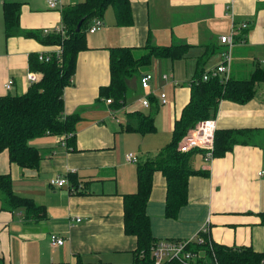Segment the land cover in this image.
I'll return each instance as SVG.
<instances>
[{"label":"crops","instance_id":"0c3cea01","mask_svg":"<svg viewBox=\"0 0 264 264\" xmlns=\"http://www.w3.org/2000/svg\"><path fill=\"white\" fill-rule=\"evenodd\" d=\"M3 1L0 0V96L23 94L30 85L29 54L38 55L56 47L22 34L6 40ZM13 1L20 3L19 27L25 32L53 30L61 23V8L82 0H56L55 8L49 7L48 0ZM130 3L132 24L118 26L113 9L108 7L102 26L87 33V48L79 52L72 82L64 88V113H78L80 117L75 125V149L64 146L63 136L33 138L29 144L40 152L36 168L10 164L7 152L0 153V174H10L14 192L32 198L46 210L44 219L34 220L26 217L23 208L3 209L0 199L2 264H75L78 255L90 263L131 264L136 241L123 231L122 195L136 190L137 163L155 156L169 142L173 121L189 99V82L200 71L219 63L224 49L219 37L229 32L232 18L236 25L246 22L247 29L236 32L230 77L247 78L256 66L264 69V0ZM147 42L187 43L190 47L177 60L153 59L135 78L128 79L123 104L126 110L122 113L99 98L100 87L110 81L109 49L124 46L140 52ZM209 49L214 53L200 65L198 59ZM144 72L153 75L150 89L139 85ZM8 79L13 80L10 90L4 87ZM149 91L156 93V102L146 108L141 98ZM160 92L166 95L164 104L157 95ZM130 111L153 113L155 132L142 135L121 130ZM216 119L219 129H245L243 142L210 162L202 152L193 153L191 166L205 174L189 177L188 202L174 219L164 215L165 178L161 172H154L145 207L151 233L158 241L186 240L196 236L207 223L213 243L264 252V225L259 216L264 212V175L256 174L264 168V81L256 83L254 96L244 104L221 100ZM127 153H133L136 161H128ZM63 176L73 191L49 185L51 178ZM76 217L81 221L77 222ZM51 234L62 237L64 243L52 247Z\"/></svg>","mask_w":264,"mask_h":264},{"label":"trees","instance_id":"16d2710c","mask_svg":"<svg viewBox=\"0 0 264 264\" xmlns=\"http://www.w3.org/2000/svg\"><path fill=\"white\" fill-rule=\"evenodd\" d=\"M108 7L114 12L118 26L132 24V9L130 0H82L61 8V23L64 34L54 30L20 31V3L4 0L2 3V18L5 39L22 34L39 41L49 47H61L60 58L55 53L50 60L40 61L36 53L28 56L29 69L39 74V79L30 83L23 94L0 96V153L7 152L10 164L22 168H36L40 162L39 150L30 145L29 141L45 135L65 137L66 146L75 149V125L80 117L78 113H64V88L76 71L79 52L87 48L86 35L94 19H102ZM80 23L79 29L77 25ZM235 24V23H234ZM247 24V23H246ZM237 27V25L235 24ZM247 26L243 28L246 30ZM240 30V29H238ZM242 35L237 37L240 40ZM187 43H170L155 45L147 42L137 55L132 47L116 46L109 49L108 85L99 89V98L110 100L113 108H120L125 103L127 81L148 67L155 58L177 60L188 51ZM214 49L206 50L198 59L203 65ZM202 70V68L200 69ZM206 71H200L189 82V99L183 106L179 117L173 121L171 138L157 154L136 165V190L122 195L123 199V231L133 236L136 248L133 251L131 264H154L152 248L157 243L150 230V223L145 207L148 201L154 172L159 171L165 178L166 194L164 215L174 219L179 210L188 202V179L192 175L205 174L203 170L194 169L190 159L197 149L183 151L179 142L187 130L203 119L214 117L220 100H230L244 104L255 94L256 83L264 81V69L255 67L247 78L230 77L222 83L218 77L202 78ZM150 104L156 102L154 96H149ZM128 122L121 130L138 132L142 135L156 130L153 113L130 111ZM245 129H216L214 140V157H222L242 141ZM200 151V150H197ZM201 152V151H200ZM0 195L3 209L23 208L26 217L41 220L46 217L43 205L36 204L32 198L23 197L13 190L10 174H0ZM264 225V212L259 213ZM188 249L194 253L204 252L198 259L200 263L212 264H264V252H255L250 247H229L208 242L202 244L193 241ZM75 264H96L85 262L78 255ZM171 264H182L172 260Z\"/></svg>","mask_w":264,"mask_h":264},{"label":"built area","instance_id":"2783aa9c","mask_svg":"<svg viewBox=\"0 0 264 264\" xmlns=\"http://www.w3.org/2000/svg\"><path fill=\"white\" fill-rule=\"evenodd\" d=\"M48 5L51 8L57 7L56 0H48ZM232 18V17H231ZM102 26L101 19H95L94 22L88 27L87 31L89 33H93L97 31ZM247 26L246 22H241L237 24V27L234 24V20L232 18V24L230 30L227 34L221 35L219 37V41L224 45V49L220 53V61L217 65L212 67L210 70H207L202 78L207 80L211 76L218 77L222 83H225L230 78V70H231V61H232V49L236 43L235 35L238 29H243ZM56 32L64 34V30L61 25H58L53 29ZM45 32L52 31L50 29H44ZM61 47L56 46L55 49L39 53L38 60L40 61H48L50 60L53 53H55L57 58H60L61 55ZM163 78L166 79L167 75L164 74ZM27 79L29 83H33L39 79V74L30 71L27 74ZM153 79V75L150 72H144L139 77V85L142 89H150V82ZM72 82V79H70ZM13 85V80L8 79L4 83V87L6 90H10ZM149 94L155 95L153 91H149V93L141 98V103L144 107L150 106ZM160 103L164 104L166 102V95L161 92L159 94ZM221 101V100H220ZM219 101V102H220ZM107 103L110 102L109 99L106 100ZM217 129V119L216 115L214 117H210L207 119L200 120L195 124L194 127L187 130L184 137L179 142V148L183 151H187L190 149H197L202 152L203 158L206 161H212L214 158V140H215V132ZM62 143L66 146L65 137H62ZM126 159L128 161L134 162L136 161V156L133 153H127ZM258 176L264 175V168L258 170L256 173ZM49 185L53 187H67V189L71 192L74 187L69 183L68 179L63 177H54L49 180ZM75 220L77 222L81 221L80 217H76ZM209 226L207 223H204L196 236L186 239V240H159L152 248V257L154 264H171L172 260L180 261L182 264H203L198 261L204 255V252L194 253L188 249V246L193 241L198 243H204L205 240L208 242L209 246H211V240L209 238ZM64 243V239L56 234L50 235V245L52 247L60 246ZM212 264H218L217 262Z\"/></svg>","mask_w":264,"mask_h":264},{"label":"rangeland","instance_id":"374dc122","mask_svg":"<svg viewBox=\"0 0 264 264\" xmlns=\"http://www.w3.org/2000/svg\"><path fill=\"white\" fill-rule=\"evenodd\" d=\"M230 27H231V24H230ZM136 54L137 55H140L141 54V51L140 52H136ZM232 57H233V53H232ZM147 68V67H146ZM142 69H144V68H142ZM141 70V69H140ZM138 73H140V72H137L136 73V75H134L133 77L135 78L136 76H137V74ZM235 73V71L233 72V74ZM236 76H238V75H236ZM132 77V78H133ZM161 93V92H160ZM160 93H157V95H159ZM155 95H156V93H155ZM119 111H121L122 113L126 110L123 106H121L119 109H118ZM0 264H2V263H0Z\"/></svg>","mask_w":264,"mask_h":264},{"label":"water","instance_id":"95a60500","mask_svg":"<svg viewBox=\"0 0 264 264\" xmlns=\"http://www.w3.org/2000/svg\"><path fill=\"white\" fill-rule=\"evenodd\" d=\"M79 26H80V23H78V25H77V28H76L77 30L79 29Z\"/></svg>","mask_w":264,"mask_h":264}]
</instances>
